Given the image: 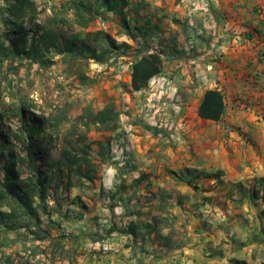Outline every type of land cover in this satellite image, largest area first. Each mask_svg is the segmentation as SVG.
Masks as SVG:
<instances>
[{
  "label": "rangeland",
  "instance_id": "374dc122",
  "mask_svg": "<svg viewBox=\"0 0 264 264\" xmlns=\"http://www.w3.org/2000/svg\"><path fill=\"white\" fill-rule=\"evenodd\" d=\"M91 1L100 15H95V20L89 21L88 27L82 28L75 21V10L70 7L71 0H30L31 6L27 8L26 16L21 20L28 36V45L35 36L44 33L55 47L44 51L43 54L54 64L43 69L27 60L19 66V59H15L12 66L11 60H8L2 68L0 131L9 136L11 141H15L12 133L20 135L19 131L26 123L43 124V133L38 136L41 160L38 161L34 173L37 177L43 175L50 179L45 200L49 215H42V226L48 229L52 238L37 242L32 236L23 234V231L7 233L0 237V264H56L59 262L58 256L64 257L65 248L70 246L71 241L67 240V234L87 238L99 232L106 234V230H110L106 228L107 225L112 227L114 225L125 231L130 220L123 218L135 216L137 210L142 208L157 209L155 215H152V209L148 210L149 217L157 219L162 237H170L173 231L183 236L181 231L185 227L180 223L185 221V217L180 210L175 209L179 206V195H185L182 196L184 197L182 201H189L188 197L193 196L190 198L194 207L192 213H195L196 218L203 219L202 222L205 220L203 223L208 221L209 230H213V233L215 231L221 233L223 231L227 235L231 233L226 225L225 215H217L214 219L201 212V209L204 210L206 207L214 210L216 198L212 196L198 198L207 190L201 184V178L215 177L216 174L213 172L217 167L225 165L222 160H218L220 149L215 146L205 147L204 152L218 150L211 155L212 159L215 157L216 159L206 162L200 159L198 152L201 147H194L196 144L190 143L183 123L179 127L180 124L174 117L171 106L177 102L170 96L171 89L152 87V81L161 76L172 80L179 76L184 78L189 70L186 65L190 60L198 61L203 52H207L214 35L207 33L209 29L204 27L203 21L200 23L201 16L194 15L195 12H191L194 17L192 22L188 18L184 21V17L177 19L169 15L183 0H119V8L112 11H107L106 6L102 5L104 0ZM143 2L147 4L142 7L139 3ZM63 4H66V11L60 10ZM6 5L4 0H0V41L3 39L15 41L14 36L7 35L8 30L2 22L6 17L2 9ZM196 5L195 3L190 6L195 9ZM199 10L196 8V13ZM163 14L165 16H161ZM170 20L179 25L181 32L172 26ZM201 25L204 34L199 33ZM96 31H103L109 36L105 46L100 39L97 40L90 34ZM203 35L205 36L202 41ZM206 37L211 39L208 40ZM194 38L197 39L193 44L196 47L191 48L190 41ZM72 42L92 45L98 54L104 49L108 61L104 64L95 62L91 59L92 54L88 49L84 50V54H80L78 49L71 54L66 47ZM148 51L162 55L164 69L160 76L151 81L149 89L140 94L131 88L132 64ZM117 64L120 65L119 68L116 67ZM192 73L195 75L197 71L193 70ZM82 74H86L95 83L83 85L79 81ZM181 84L184 85L182 82ZM20 105L26 109L25 124L15 114ZM68 105H70L68 121L60 126L58 132H51L46 120L57 115ZM109 105H115L119 112L121 128L115 133H104L92 127L86 134L87 142L91 145L90 155L95 165L94 171L90 174L92 180L83 179L81 185L76 177H69L65 170L61 176V186L57 190L54 188L55 181L52 180L55 177L53 162L59 159L66 145L80 148L78 139L85 134V127L78 121V117L85 109L97 112ZM15 145L17 151L23 153L21 150L23 146L17 142ZM225 148L226 145L222 150H226ZM101 153L104 155L101 156ZM247 166L249 170L255 171L254 164ZM202 169L209 170L210 174L204 173ZM84 172L85 169L82 170V173ZM191 175L193 177L190 180ZM158 184L163 193L159 191L154 195L150 188L153 185L157 187ZM195 184L201 186L193 187ZM129 189L137 192L145 190V195L135 196L137 200L135 199L134 205L141 208H128L132 201L125 202L124 194ZM253 195L256 199L251 201V205L255 210L264 203V194L254 190ZM234 196L240 195L225 192L218 198L237 204L240 199L233 198ZM162 197L164 201L160 200ZM198 199L203 201L202 204ZM260 199L262 201L258 204H253ZM166 203L176 206H169ZM220 203L218 205H221ZM153 219L150 223L154 222ZM170 220L178 221L175 227L170 224ZM243 225L248 226L246 219ZM140 226L141 235L147 230V224L142 223ZM154 235L156 239L159 238L158 234ZM257 239L253 235L252 240L257 243ZM155 244L167 248L165 239H160ZM237 245L241 250L246 248L245 254L238 256L240 259L260 262L261 250L249 254L252 250L249 241L247 243L237 241ZM159 252L162 253L163 250ZM145 253L147 256L153 254L149 250ZM155 258L162 256L155 254ZM215 260L225 264L218 258H211L207 262L214 264Z\"/></svg>",
  "mask_w": 264,
  "mask_h": 264
},
{
  "label": "crops",
  "instance_id": "0c3cea01",
  "mask_svg": "<svg viewBox=\"0 0 264 264\" xmlns=\"http://www.w3.org/2000/svg\"><path fill=\"white\" fill-rule=\"evenodd\" d=\"M195 3L196 8L200 9L197 13L196 8L193 9L190 6ZM139 4L143 7L147 3ZM173 4L175 5V2ZM263 4L264 0H216L214 2L183 0L171 10L169 15L177 19L184 17V21L188 18L192 22L194 18L192 13L195 12L193 14L201 16L200 23L203 21L204 27L209 29L207 33L214 35V38L207 47V52H203V56L198 61L190 60L186 65L189 68L186 77L179 76L172 80L161 76L152 81L154 88L171 89L170 96L177 102L171 106L174 117L180 124L179 127L183 123L190 143L196 144L194 147H201L198 152L200 159L205 162L216 159V157L212 159L211 155L218 150L204 152L205 147L215 146L220 149L218 152L221 154L219 153L218 160H222L225 165L217 167L213 172L216 174L215 177L201 178L200 182L207 190L198 198L204 196L216 198L214 210L211 208V217L216 219L217 215H225L224 219L231 233L229 235L223 231L213 233V230H209L208 221L203 223L205 220L202 222L203 219L196 218L195 213H192L194 207L191 205L193 201L190 198L193 196L188 195L189 201H182L184 198L182 196L185 195H179V206L175 209L180 210L185 217V221L180 223L185 228L181 231L183 236L173 231L170 239L175 246L181 245V247L168 250V248L159 247L158 244L154 245L160 238L156 239L154 233L148 234L147 230L140 235V225L149 224L153 219L152 216L149 217L148 210H153L152 215L157 212V209L154 210L153 207L142 208L137 210L138 213L135 216L123 218V220H130L127 224L137 230L136 235L121 233L120 228L110 232L114 225L106 226L110 229L106 230V234L97 233L102 236V240L95 243L89 238L76 240L74 237L76 235L67 234V240L71 241L70 246L65 248L64 257L58 256L59 262L56 264H211L207 262L211 258H218L225 264H229L234 257L246 252L245 247L240 249L237 241L243 243L249 241L252 244L249 254L259 250L261 246L254 242L252 237L254 235L257 239L259 234L260 222L257 217L264 211V203L254 210L251 201L256 199L253 195L254 190L264 194V24L256 16L258 7ZM170 23L181 32L178 24L171 20ZM200 28L199 33L204 34L202 25ZM204 36L201 38L202 41ZM195 41L197 39L194 38L190 43L193 45ZM193 70L197 71L195 75L192 73ZM181 82L188 87H181L184 86ZM209 90H218L224 96L225 112L219 122L205 121L198 114L204 95ZM137 93L142 94L143 91ZM205 142L208 144L206 145ZM225 145L228 149L222 150ZM251 164H254L255 171L249 170L247 165ZM203 172L208 173L209 170L204 169ZM192 177L191 175L189 179L191 180ZM201 184H195L193 187L201 186ZM159 186V184L157 187L153 185L150 188L154 195L161 192ZM225 192H232L235 195L238 193L240 196L233 198L240 201L235 204L230 200L218 198ZM140 194L145 195V190L137 192L129 189L124 194L125 202L132 201L129 209L136 207L135 196ZM260 201L262 199L254 201L253 204H258ZM198 202L203 201L198 199ZM219 202L221 205H218ZM204 210L201 209V212L205 213ZM244 219L248 223L246 227L243 225ZM114 221L116 222L117 219ZM176 223L178 221L170 220V224L174 227ZM244 231L246 233L243 234ZM146 250L152 251L153 254L147 256ZM160 250L163 252L160 253ZM155 254L162 258H155ZM215 263L220 264L216 260Z\"/></svg>",
  "mask_w": 264,
  "mask_h": 264
},
{
  "label": "trees",
  "instance_id": "16d2710c",
  "mask_svg": "<svg viewBox=\"0 0 264 264\" xmlns=\"http://www.w3.org/2000/svg\"><path fill=\"white\" fill-rule=\"evenodd\" d=\"M4 1L7 5L2 11L3 15L6 14V17L2 19V22L8 30L7 35L9 37L14 36L16 40L3 39L0 41V75H2V68L5 67L8 60H11V66L15 59H19V66H22L24 61L28 60L31 64H37L43 69L51 67L54 64L53 61L47 59L43 52L49 51L52 47H55V44L44 33L41 36H35L28 45V36L21 20L26 16L27 8L31 6L30 0ZM71 2L70 7L75 10V21L82 28L88 27L89 21L95 20V15H100L99 11L95 10L91 0H71ZM119 4V0H104L102 2L107 11L118 9ZM66 9V4L61 5L60 10L66 11ZM90 34H93V37L95 36L97 40L100 39L103 46H105L109 37L103 31ZM76 49L79 50L80 54H84V50L88 49L92 54L91 59L97 63L104 64L108 61L104 49L98 54L92 45L76 44L74 42L66 47V50L71 54H74ZM163 69L164 61L160 53L148 51L144 55H140L132 64V90L135 92L148 90L151 81L160 76ZM79 81L86 86L95 83L86 74L80 75ZM69 109L70 105L46 120L51 132H58L60 126L68 121ZM224 112L223 94L218 90L207 91L198 110L199 117L205 121L219 122ZM15 114L24 124L27 122V113L24 106L17 107ZM78 121L85 127V134H82L78 139L81 144V146L79 145L80 148H72L66 145L62 149L59 159L53 162L55 177L52 180L55 181L54 188L57 190L61 186V176L65 170L68 172L69 177H76L79 184L83 179L92 180L90 174L94 171L95 165L90 155L91 145L87 142L86 137L92 127L104 133H115L121 128L120 114L115 105L106 106L97 112L85 109L83 114L78 117ZM42 133V123H26L24 128L19 131L20 135L12 133L15 141H11L9 136L0 131V237H4L7 233L23 231V234L32 236L34 241L37 242H44L52 238L48 229L42 226V215H49L45 200L50 179L43 175L37 177L34 173L38 161L41 160L38 136ZM16 142L23 146L21 149L23 153L17 151ZM103 155L101 153V156ZM83 169H85L84 173H82ZM160 200L164 201L165 199L162 197ZM169 206L171 205L169 204ZM257 218L260 222L259 240H257V243L261 246L257 250V252L261 250L260 262H248L245 259L235 257L229 264H264V211L260 212ZM153 220L155 223L147 224L148 234L156 233L160 239H165L168 249L181 247V245H172L170 237H162L156 222L157 219L154 218ZM114 230H116L115 226L110 232ZM120 232L131 235L137 234L131 225L125 231ZM80 238L87 237L76 236V240ZM88 238L94 243L102 240V236L99 234L89 235ZM256 253L254 256L257 255Z\"/></svg>",
  "mask_w": 264,
  "mask_h": 264
},
{
  "label": "built area",
  "instance_id": "2783aa9c",
  "mask_svg": "<svg viewBox=\"0 0 264 264\" xmlns=\"http://www.w3.org/2000/svg\"><path fill=\"white\" fill-rule=\"evenodd\" d=\"M213 2L216 1V0H212ZM256 16L258 18V20H260L261 22H263L264 24V6H260L257 11H256ZM194 46L191 44V48H193ZM117 68L120 67L119 64L116 65ZM205 213L207 215H210V217L212 216V211L209 207H206V209L204 210Z\"/></svg>",
  "mask_w": 264,
  "mask_h": 264
}]
</instances>
